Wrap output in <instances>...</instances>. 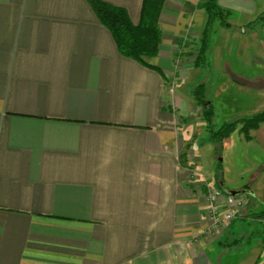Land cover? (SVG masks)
Segmentation results:
<instances>
[{
	"label": "crops",
	"instance_id": "obj_1",
	"mask_svg": "<svg viewBox=\"0 0 264 264\" xmlns=\"http://www.w3.org/2000/svg\"><path fill=\"white\" fill-rule=\"evenodd\" d=\"M102 1L139 22L142 0ZM203 1H165L146 67L119 54L87 0H0V264H264V210L210 229L191 149L200 107L172 92L213 69V44L264 48L246 27L264 0H216L231 27L215 25L197 66ZM238 55L259 83L260 56Z\"/></svg>",
	"mask_w": 264,
	"mask_h": 264
},
{
	"label": "rangeland",
	"instance_id": "obj_2",
	"mask_svg": "<svg viewBox=\"0 0 264 264\" xmlns=\"http://www.w3.org/2000/svg\"><path fill=\"white\" fill-rule=\"evenodd\" d=\"M257 28L259 29L254 33L255 38L260 44H264L263 27H251L249 32ZM212 48L214 70L208 69L209 65L190 69L183 78L174 82L173 96L179 100L194 102L192 90L204 83V99L213 104L212 122L216 127L264 112V48L251 43L246 48L260 56L259 64H253L259 69V83L245 79L252 64L250 59L245 60L237 56L240 51L246 50L235 40L234 35L224 42V45L219 47L213 44ZM220 49L221 61L218 58ZM222 57L228 58L227 62L222 61ZM195 109L196 116L200 115L201 109ZM189 123L193 125L191 149L197 161L196 176L203 188L222 192L246 189L250 194L241 196L245 205L248 204V210L255 213L264 210V122L249 130V138L241 131L242 123L237 124L227 139L228 144L225 145L209 142L205 121L193 118ZM180 126L184 127L182 124ZM225 258L229 264L234 263L235 257L232 255Z\"/></svg>",
	"mask_w": 264,
	"mask_h": 264
},
{
	"label": "trees",
	"instance_id": "obj_3",
	"mask_svg": "<svg viewBox=\"0 0 264 264\" xmlns=\"http://www.w3.org/2000/svg\"><path fill=\"white\" fill-rule=\"evenodd\" d=\"M165 1L142 0L139 22L133 24L124 8L102 0H87L97 19L113 37L119 54L146 67H151L148 60L155 57L159 51L162 39L159 17ZM199 7L205 13V22L197 43V55L194 62L197 66H203L206 64L208 37L215 25L224 28H230L231 25L228 22L230 11L222 8L216 0H205ZM258 26L264 27V12L246 25L248 28ZM204 88L203 83L197 85L192 90V95L195 103L201 109L209 142L223 144L239 123H242L241 131L246 133V137L249 138V130L264 122V112H262L251 118L230 121L216 127L212 122L213 106L204 99Z\"/></svg>",
	"mask_w": 264,
	"mask_h": 264
},
{
	"label": "built area",
	"instance_id": "obj_4",
	"mask_svg": "<svg viewBox=\"0 0 264 264\" xmlns=\"http://www.w3.org/2000/svg\"><path fill=\"white\" fill-rule=\"evenodd\" d=\"M208 221L214 234L224 232L244 209L241 195L233 196L220 190L207 189Z\"/></svg>",
	"mask_w": 264,
	"mask_h": 264
},
{
	"label": "water",
	"instance_id": "obj_5",
	"mask_svg": "<svg viewBox=\"0 0 264 264\" xmlns=\"http://www.w3.org/2000/svg\"><path fill=\"white\" fill-rule=\"evenodd\" d=\"M225 193L229 194V195H233V196H237V195H241V194H246L245 191H228L225 190Z\"/></svg>",
	"mask_w": 264,
	"mask_h": 264
}]
</instances>
